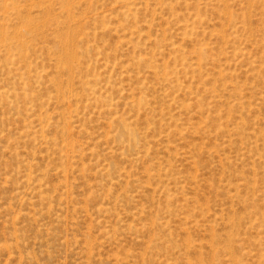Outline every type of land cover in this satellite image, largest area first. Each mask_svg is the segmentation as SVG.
I'll return each mask as SVG.
<instances>
[{
    "label": "rangeland",
    "instance_id": "374dc122",
    "mask_svg": "<svg viewBox=\"0 0 264 264\" xmlns=\"http://www.w3.org/2000/svg\"><path fill=\"white\" fill-rule=\"evenodd\" d=\"M0 264H264V0H0Z\"/></svg>",
    "mask_w": 264,
    "mask_h": 264
}]
</instances>
